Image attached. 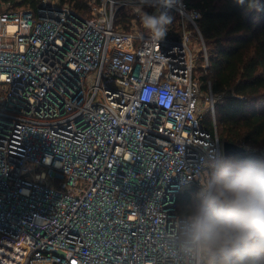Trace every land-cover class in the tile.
<instances>
[{"label": "built area", "instance_id": "2783aa9c", "mask_svg": "<svg viewBox=\"0 0 264 264\" xmlns=\"http://www.w3.org/2000/svg\"><path fill=\"white\" fill-rule=\"evenodd\" d=\"M3 6L0 264H183L179 195L224 150L201 12L179 0L155 42L139 0Z\"/></svg>", "mask_w": 264, "mask_h": 264}, {"label": "trees", "instance_id": "16d2710c", "mask_svg": "<svg viewBox=\"0 0 264 264\" xmlns=\"http://www.w3.org/2000/svg\"><path fill=\"white\" fill-rule=\"evenodd\" d=\"M60 1L70 4L84 17L91 14L89 0ZM2 2L3 8L36 11L42 0ZM186 3L202 14L198 25L210 64L203 78L212 82L213 93L221 97L215 108L219 138L223 143L244 149L241 157L264 160V0H258V7L256 3L250 6L249 0L243 5L236 0H186ZM118 19L129 20L127 10H122ZM203 59L201 54L200 63ZM205 126L213 131L210 114ZM198 190V186H193L179 195V217L192 201V193Z\"/></svg>", "mask_w": 264, "mask_h": 264}, {"label": "clouds", "instance_id": "9594fccd", "mask_svg": "<svg viewBox=\"0 0 264 264\" xmlns=\"http://www.w3.org/2000/svg\"><path fill=\"white\" fill-rule=\"evenodd\" d=\"M179 0H139L158 6L140 20L155 42L165 38ZM243 5L245 0H236ZM258 0H249L250 6ZM192 201L180 213L169 246L183 264H264V160L215 153Z\"/></svg>", "mask_w": 264, "mask_h": 264}, {"label": "water", "instance_id": "95a60500", "mask_svg": "<svg viewBox=\"0 0 264 264\" xmlns=\"http://www.w3.org/2000/svg\"><path fill=\"white\" fill-rule=\"evenodd\" d=\"M223 149L225 154H234V155H239L244 152H246L244 149L230 143H224L223 144Z\"/></svg>", "mask_w": 264, "mask_h": 264}, {"label": "rangeland", "instance_id": "374dc122", "mask_svg": "<svg viewBox=\"0 0 264 264\" xmlns=\"http://www.w3.org/2000/svg\"><path fill=\"white\" fill-rule=\"evenodd\" d=\"M89 3H90V0H89ZM67 5H69V6H71L70 4H68V3H66ZM73 8V7H72ZM74 9V8H73ZM109 9V8H108ZM75 10V9H74ZM76 11V10H75ZM77 12V11H76ZM120 13H121V11H120ZM119 13V14H120ZM89 17H92V12H91V14H90V16ZM179 21H178V19H176L175 21H174V23L172 24V25H176L177 26V23H178ZM198 48H200V47H198ZM207 48V47H206ZM199 54V53H198ZM201 56V54L199 55V57ZM204 57V56H203ZM204 60V59H203ZM199 64L201 65L202 63H200V58H199ZM198 67H199V65H198ZM223 153H224V150H223ZM196 192H193L192 194H193V196H194V194H195Z\"/></svg>", "mask_w": 264, "mask_h": 264}]
</instances>
